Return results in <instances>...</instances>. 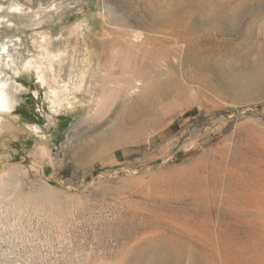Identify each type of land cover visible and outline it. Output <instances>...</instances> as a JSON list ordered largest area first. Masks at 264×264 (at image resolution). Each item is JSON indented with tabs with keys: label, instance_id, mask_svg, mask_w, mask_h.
<instances>
[{
	"label": "rangeland",
	"instance_id": "obj_1",
	"mask_svg": "<svg viewBox=\"0 0 264 264\" xmlns=\"http://www.w3.org/2000/svg\"><path fill=\"white\" fill-rule=\"evenodd\" d=\"M0 79V264H264V0H0Z\"/></svg>",
	"mask_w": 264,
	"mask_h": 264
},
{
	"label": "bare ground",
	"instance_id": "obj_2",
	"mask_svg": "<svg viewBox=\"0 0 264 264\" xmlns=\"http://www.w3.org/2000/svg\"><path fill=\"white\" fill-rule=\"evenodd\" d=\"M6 48V47H4ZM55 54V53H54ZM51 59H49L50 61L48 62L49 65L47 64V68H49L52 64V61H53V58L54 56H51L50 57ZM198 60V59H197ZM200 60V59H199ZM198 60V61H199ZM197 61V62H198ZM43 63V62H42ZM39 66V65H38ZM46 66V64H45ZM43 67V66H42ZM53 68V67H52ZM39 69L41 70V68L39 67ZM42 71V70H41ZM40 71V72H41ZM41 75V74H40ZM40 77V76H39ZM42 77H44L42 75ZM41 79V78H40ZM44 80V79H43ZM152 81V80H150ZM149 81V82H150ZM148 84V83H147ZM151 84V82H150ZM150 86V85H149ZM7 87H8V83L6 81H2L0 79V111L2 110H5V109H8L11 107V104H10V100H9V95H8V92H7ZM162 87L166 90V84H162ZM68 90V89H67ZM150 92L148 94H146L147 96V101H144L145 104L143 105V107L139 110L138 109V105L135 103L137 102L138 103V98L136 99L135 102H130L129 103H125L123 105H121V111L124 112L126 114V123H135V121L139 118H144L146 116H148L151 111H152V108H153V104H152V99L154 97H156V92H157V87L154 85H152L151 89L149 90ZM164 92V91H162ZM167 92V90L165 91ZM164 92V93H165ZM57 96L58 95H61L62 94V91H55L54 92ZM64 94V93H63ZM154 96V97H153ZM60 97V96H59ZM165 97V96H164ZM129 104V105H128ZM124 108V109H123ZM126 110V111H125ZM156 230V229H155ZM154 230V231H155ZM160 232V230H157ZM156 231V232H157ZM252 232V231H251ZM156 234V233H155ZM159 234V233H157ZM151 236V235H150ZM165 236V237H164ZM131 237V236H130ZM144 237V236H142ZM152 239H149L148 241H146V243H143L142 245H140V247L138 248V252L136 253V257H139V261L140 263L142 264H153V262L156 260V258H159V254H161L162 252H164L165 250L171 252V253H174L176 250L175 248L177 246H180V243L176 240V239H173L172 237H169L168 235H163V238H159L157 239V236L154 235L152 237H150ZM140 239H143V238H140ZM139 240V239H137ZM260 240V239H259ZM253 241V240H252ZM141 242V241H140ZM137 244V243H136ZM135 246V245H134ZM131 248V246H130ZM128 247V249H130ZM250 248V245H247V246H244L242 248L243 250V253L244 255L241 256L243 259L247 260V263L250 262L249 260H252L254 263H257L261 260L264 259V246L261 245V244H255V245H252L251 248ZM127 249V248H126ZM126 251V250H125ZM131 253H134L132 251H130ZM131 253H127L124 252L122 254V260H123V264H124V258H126L128 255H130ZM134 255V254H133ZM147 255V257H146ZM149 258V260L147 259ZM263 258V259H262ZM241 259V258H240ZM238 261V260H237ZM236 261V262H237ZM239 262V261H238ZM242 262V260H241ZM246 262V261H245ZM121 264V263H120ZM135 264V263H133ZM158 264H162V261L159 259L158 261ZM196 264V263H195ZM237 264V263H236ZM240 264V263H239ZM249 264V263H248ZM260 264V262H259Z\"/></svg>",
	"mask_w": 264,
	"mask_h": 264
}]
</instances>
